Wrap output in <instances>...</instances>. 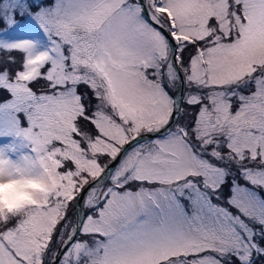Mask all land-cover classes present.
<instances>
[{"label": "snow or ice", "instance_id": "1", "mask_svg": "<svg viewBox=\"0 0 264 264\" xmlns=\"http://www.w3.org/2000/svg\"><path fill=\"white\" fill-rule=\"evenodd\" d=\"M258 188L264 0H0V264H264Z\"/></svg>", "mask_w": 264, "mask_h": 264}, {"label": "rangeland", "instance_id": "2", "mask_svg": "<svg viewBox=\"0 0 264 264\" xmlns=\"http://www.w3.org/2000/svg\"><path fill=\"white\" fill-rule=\"evenodd\" d=\"M43 2L45 3V4H51L52 2H53V0H43ZM2 55H6V54H2ZM13 56H16V57H18L17 59H18V62L20 61V59H21V54L20 55H15V54H13ZM33 86H37V85H33ZM32 86V87H33ZM187 86V85H186ZM165 88L169 91V93L171 94V93H173L174 91L171 89V88H169L168 87V85H167V83H165ZM34 90H35V88H34ZM195 89L193 88V89H189L188 87L186 88V91H185V93H187L188 91H194ZM37 91V90H36ZM97 102L94 100V102L92 103L93 104V106L96 104ZM150 147H152L151 145H149V146H146L145 147V149H144V151L146 152V151H148L149 150V148ZM131 149V148H130ZM129 149V150H130ZM104 162H106V158H102L101 159V163H104ZM61 171H63V169H61ZM109 184H110V181H109ZM108 185H106L105 187H107ZM138 184L137 183H133V184H131L130 186L128 185L127 187H130L131 188V190L132 191H136L137 190V188H138ZM241 186H245V185H241ZM144 187H146V188H149V189H151V188H155V187H159V185H149V184H147V183H145L144 184ZM245 187H249V188H252V185H248V186H245ZM256 191H258L257 189H255ZM264 190V189H263ZM218 201H220V200H218ZM217 201V199L216 198H212V203L213 204H217V205H220V203ZM184 205H185V208H186V210H188V212H189V215H191V210L188 208V201L187 200H182L181 201ZM103 206V203L101 202V204H99V207H102ZM220 206H222V205H220ZM84 210L86 209V210H88L89 208H83ZM94 211V210H93ZM93 211H85L86 212V214L89 212V213H91V212H93ZM88 213V214H89ZM69 218H70V220L72 221V223H73V218H74V212L73 211H70L69 212ZM12 223L14 224L15 223V221H12ZM9 226H12L11 224L9 225ZM63 228V223H61L60 225H58L57 226V233L55 234V237H54V243L52 244V249L53 250H56L57 249V246H59V230L60 229H62ZM69 231H70V229H69ZM66 237V236H65ZM77 239H79V240H85V239H87L88 241H89V243H91V238L90 237H82V236H77L76 237ZM201 255H206V253H201ZM48 257H51V253H49L48 254ZM189 259H191V257H189ZM58 264H60V261L58 262Z\"/></svg>", "mask_w": 264, "mask_h": 264}, {"label": "trees", "instance_id": "3", "mask_svg": "<svg viewBox=\"0 0 264 264\" xmlns=\"http://www.w3.org/2000/svg\"><path fill=\"white\" fill-rule=\"evenodd\" d=\"M190 52H191V49H189L188 52H185L184 55H185L186 58L189 56ZM13 54H15V55H20V53H16V52L12 53V55H13ZM17 58H18V57H17ZM17 60H18V59H17ZM32 86H33V85H32ZM33 88H35V90H37V91L39 90L37 86H33ZM93 102H94V100L92 101V103H93ZM193 115H194V110H193ZM233 170H235V169H233ZM236 179H237V181H238V183H239L240 185H245V186H248V185H249L244 179L240 178L239 175H237ZM129 186H130V185H129ZM230 187H231V178H229V184L226 185V186H224L223 189H222L221 192H220V196H221V199H219L220 201H218V200H217V201L220 203V205H222V207L228 208L229 211L235 213L236 210H235L234 208H231V207L227 204V199H228V197L232 195L231 191L229 190ZM257 190H258V192H260V194H261L262 196H264V190H263V189L258 188ZM214 198H215V196H213V199H214ZM90 210H91V209H90ZM86 238H87V237H86ZM258 264H259V262H258Z\"/></svg>", "mask_w": 264, "mask_h": 264}, {"label": "water", "instance_id": "4", "mask_svg": "<svg viewBox=\"0 0 264 264\" xmlns=\"http://www.w3.org/2000/svg\"><path fill=\"white\" fill-rule=\"evenodd\" d=\"M173 43H174V42H173ZM181 76H183V73H182V72H181ZM184 91H185V87H184ZM173 95H175V93H174ZM146 135H148L149 137H152V138H155V137H159V136H160L159 133H156V134H151V133H149V134H146ZM138 139H139V138H138ZM135 144H136V141H132L131 144H127V145H125V148L129 149L130 147H132V145H135ZM118 162H119V158L117 159L116 162H114L113 164H111L110 167L114 168L115 165L118 164ZM84 194H86V192L81 194V198H80L81 205H83L82 196H83ZM83 212H84V211H83ZM74 222H75V220H74ZM65 239H67V237H66ZM57 249L60 250L61 254H63V253L66 251L61 245H59ZM57 249H56V250H57ZM58 262H59V259L57 258L56 261H55V264H57ZM49 264H52V259H51V261H50Z\"/></svg>", "mask_w": 264, "mask_h": 264}, {"label": "clouds", "instance_id": "5", "mask_svg": "<svg viewBox=\"0 0 264 264\" xmlns=\"http://www.w3.org/2000/svg\"><path fill=\"white\" fill-rule=\"evenodd\" d=\"M22 198V197H21Z\"/></svg>", "mask_w": 264, "mask_h": 264}]
</instances>
